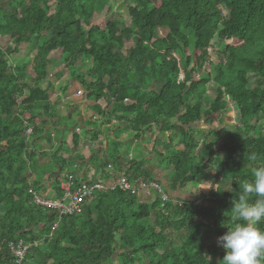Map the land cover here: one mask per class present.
I'll list each match as a JSON object with an SVG mask.
<instances>
[{"label":"trees","instance_id":"16d2710c","mask_svg":"<svg viewBox=\"0 0 264 264\" xmlns=\"http://www.w3.org/2000/svg\"><path fill=\"white\" fill-rule=\"evenodd\" d=\"M114 1L133 2L126 17L110 0H0V264H218L224 250L209 239L234 223L232 199L253 179L252 169L264 166V0ZM96 17L106 20L100 31L92 26ZM58 64L71 70L66 85L76 82L92 103L94 119L83 123L92 141L105 114L131 141L156 126L147 151L152 166L143 169L147 158L118 159V147L93 165L110 173L107 184L152 182L161 193L116 189L61 220L34 205L30 190L44 196L35 154L57 115L48 92L62 75ZM228 108L233 121L223 124ZM170 118L175 124L163 131ZM202 120L209 128L194 127ZM72 142L77 146L74 131ZM51 159L61 172L73 171ZM207 184L197 207L191 188ZM255 226L264 231V222ZM20 243L30 247L19 259Z\"/></svg>","mask_w":264,"mask_h":264},{"label":"crops","instance_id":"0c3cea01","mask_svg":"<svg viewBox=\"0 0 264 264\" xmlns=\"http://www.w3.org/2000/svg\"><path fill=\"white\" fill-rule=\"evenodd\" d=\"M60 84L62 83H54V87L49 90V105L54 108L57 114L56 117L60 122L62 123L64 120L65 122L58 127L56 124L51 123L49 128L44 130L43 135L37 143V153L35 154L36 157L38 156V163L35 167L37 170L36 176L38 179L39 177L42 179L43 188L40 192L44 195L43 197L55 199L56 188H59L63 182L62 179L72 173L77 176L79 181L84 180L83 182H93L99 178L103 182L108 183V181L112 180V178L108 177V174L111 177L110 173H108L107 176L102 175V173L96 171L93 162L94 160H105L108 152L112 151V147H118V159L120 160L126 157L124 161H133V153L136 147H139V151L142 152V154L139 155L141 160L143 158L152 160V155L147 156V151H150L152 148V133L156 131L155 127L153 130L151 128L145 135H138L131 141L128 133H119L118 122L108 116V114H105L104 118H98L99 122L102 121L103 123L100 128L102 134L96 140L92 141L89 137L87 128L83 126L84 122L91 119L93 121L94 119V112L91 110L92 103L84 100L82 93L77 96V92L81 91L79 86H77L74 94H70L67 92L66 86H63L61 89ZM58 86H60V89H58ZM104 104V102H100V105ZM70 107L71 109L68 111ZM105 109H107V106H105ZM51 116L55 118L54 114H51ZM72 120L74 121L73 125L70 124ZM171 120L173 119L162 122L161 127H163V131H167L173 125L174 120ZM99 122H97V124H99ZM77 128L80 129L79 132H76ZM73 131L78 139L77 146H74L72 142ZM47 136L49 137L48 139ZM127 152L128 154H126ZM41 154L44 155L43 162L45 165H42V161H40L39 155L41 156ZM47 154L51 156L49 158L54 157L56 161L64 160L67 166H72L73 171L70 172L71 168H68L67 170L64 169L65 173H63L64 170L61 172L60 168H57L55 164H53L52 159L48 160ZM74 158L76 159L74 160ZM45 159L47 161H45ZM148 166L152 165L149 164L146 166L144 164L143 169H146ZM30 182H32V180H30ZM169 195L176 198H185L189 196L188 194L182 195L177 191H170Z\"/></svg>","mask_w":264,"mask_h":264},{"label":"clouds","instance_id":"9594fccd","mask_svg":"<svg viewBox=\"0 0 264 264\" xmlns=\"http://www.w3.org/2000/svg\"><path fill=\"white\" fill-rule=\"evenodd\" d=\"M250 159L255 160V156ZM251 175L253 179L242 181L237 197L231 201L234 223L217 238L218 246L224 250L218 264L264 262V231L255 226L264 222V166L253 168Z\"/></svg>","mask_w":264,"mask_h":264},{"label":"built area","instance_id":"2783aa9c","mask_svg":"<svg viewBox=\"0 0 264 264\" xmlns=\"http://www.w3.org/2000/svg\"><path fill=\"white\" fill-rule=\"evenodd\" d=\"M80 92H77L79 95ZM128 103V100H125ZM80 129H76V132H79ZM27 134V135H26ZM31 134V130L25 132L26 136ZM150 188L161 193L162 191L155 183L141 184L137 188L132 187L124 178L117 180L115 183H104L101 179H96L95 181L88 183L81 181L76 183L74 179V174H68L63 180L59 189L61 190V197L55 199H49L40 196L38 193L30 190L29 194L33 200L35 206L53 210L57 212L59 220L68 216H75L81 213L84 203L96 199L99 194H104L105 192H111L116 189L129 192L130 194H136L141 189L144 194L148 195ZM167 197L163 196V200H166ZM196 206H199L198 201L195 202ZM30 246H23L21 243L18 245V249L15 250V255L20 259L24 252Z\"/></svg>","mask_w":264,"mask_h":264},{"label":"rangeland","instance_id":"374dc122","mask_svg":"<svg viewBox=\"0 0 264 264\" xmlns=\"http://www.w3.org/2000/svg\"><path fill=\"white\" fill-rule=\"evenodd\" d=\"M132 3L133 2H130V3H127V4H125V5H121V3L120 2H118V1H111L110 0V2H109V5H110V9L111 10H114V9H118V8H120V12H121V16H123V17H126L127 16V7H131V5H132ZM125 6V7H124ZM132 7H134V6H132ZM104 21H106V20H103L102 18H100V17H96L95 18V20H93V22H92V26H94V28H95V30L96 31H100L101 30V28H103V23H104ZM160 36H162V35H160ZM22 51H23V49H21ZM210 52H211V48H210V50H209ZM23 55V54H22ZM186 55L188 56L189 55V52L188 51H186ZM20 57H21V55H20ZM56 59V58H55ZM166 61H167V63L169 64V65H176L177 64V60L175 59V58H173V57H166ZM79 64L80 65H82V66H88L89 65V63H87V62H83V61H81V62H79ZM191 61H189V60H187V63H185V67L188 69L190 66H191ZM60 64H58V66H57V71L59 72V73H62V75H58V76H56V78L54 79V83H57V82H64V84L62 83V85H60L61 86V89L63 88V86H66V90H67V92L68 93H70V94H74V92H75V90H76V88H77V86H78V84L76 83V82H70V84H68V85H66V82H65V78H69L70 79V73H71V70H70V68H68V69H62L60 66H59ZM49 69H50V67H49ZM66 70V71H65ZM84 70H86V69H84ZM197 72L196 73V75H195V77H197V75L200 73V71H197V70H192V72L194 73V72ZM67 75V76H66ZM248 81H249V83L251 84V85H253L254 83H255V77H251V76H249V79H248ZM60 86H58L59 88H60ZM151 89H153V90H157V87L155 86V85H153L152 87H151ZM52 93V92H51ZM71 109V107L68 109V111ZM38 112V111H37ZM40 112V111H39ZM222 122H223V124H229V123H231L232 121H233V113H232V110H230L229 108H228V111H226V112H224V114H223V116H222ZM171 121H173V120H171ZM54 122V124H56V126L58 127L60 124H62V123H64L65 122V120L64 121H62V123L60 122V120L57 118V117H55V120L53 121ZM174 122V121H173ZM70 124H74V121L72 120V122L70 123ZM162 124V123H161ZM173 124H175V122L173 123ZM206 122H205V120H202V121H199L198 123H196V124H194V127L195 128H209L208 126V124H206ZM167 125V124H166ZM214 125V127H218V122L214 119V118H212V126ZM155 128H156V126H154ZM161 128H163V127H161ZM220 129H224V126L222 125L221 127H220ZM27 135V134H26ZM30 135V134H29ZM159 135V134H158ZM156 136V135H155ZM155 136L154 135H152V139L153 138H155ZM159 139L160 140H162L163 138H161V137H159ZM158 139V140H159ZM202 139H203V135L202 134H200V135H197V137H196V140L199 142V141H202ZM220 145L218 144L217 146H216V155L218 156L219 155V149H220ZM165 148V146H164V144H163V147L160 149V151L162 150V149H164ZM140 154H142V152L141 151H139V147H136V149H135V152L133 153V161H140L141 160V157L139 156ZM47 158H49V157H51L49 154H47ZM39 158H40V161H42V165H45V163L43 162V159H44V155H42L41 154V156L39 155ZM36 159H38V156L36 157ZM48 160H50V158L48 159ZM147 160V159H146ZM144 161L143 162V164H145L146 166L147 165H149V164H153L152 163V160H149V161ZM45 161H47L46 159H45ZM63 173H65V170H64V172ZM155 175H156V177L159 179V180H161V178H163L164 179V176H163V172L162 171H155ZM166 178V177H165ZM170 179H171V175H169V176H167V178L165 179V181H166V183H168L169 181H170ZM207 187H209V185L207 184V185H203V186H197V187H192L191 188V193H192V195H194L195 197H197V201H198V203H199V206L202 204V198H201V195L200 194H202L203 195V193H205L206 192V189H207ZM141 197V196H140ZM143 197V196H142ZM144 198V201L146 200V198L145 197H143ZM206 205V203L204 204V206ZM198 207V206H197ZM171 240L174 242V243H176L177 244V239L176 238H174V237H172L171 238ZM209 241L210 242H212V243H215V244H217V236H211L210 237V239H209Z\"/></svg>","mask_w":264,"mask_h":264}]
</instances>
